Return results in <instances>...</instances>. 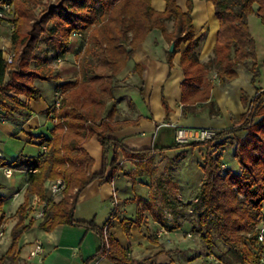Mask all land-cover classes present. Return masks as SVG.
I'll return each instance as SVG.
<instances>
[{
	"label": "trees",
	"instance_id": "1",
	"mask_svg": "<svg viewBox=\"0 0 264 264\" xmlns=\"http://www.w3.org/2000/svg\"><path fill=\"white\" fill-rule=\"evenodd\" d=\"M1 1L0 8L10 3L17 15L15 22L0 18V23H13L12 49L7 53V56L13 55L12 61L9 62L4 51H0L2 120L25 124L33 114L30 102L40 101L43 97L36 82H58L61 79L64 71H55L49 66V56L41 54L43 44L54 51L52 62L57 56L75 48L77 33L88 32L90 46L78 57L79 77L57 86L56 94L61 96L60 106L56 107V98L47 111L54 126L50 135L37 137L41 145L46 146L45 151L36 157L21 154L8 164L0 160V166L26 171L28 176L25 200L17 211L19 220L14 225L11 244L0 264H14L21 236L25 232L33 228L52 232L60 225L84 228L101 237V247L84 260V264H91L99 258H105L111 264H158L157 256L146 260L134 258L111 232L113 220L118 217L116 210L102 227L94 221H77L75 209L80 195L94 181L112 183L121 173L130 177L134 184L155 175L158 151L201 146H207L208 152L202 168L205 179L197 195L198 201L193 203V215L197 216L196 231L202 233V238L209 245H214L219 239L232 249L241 250L246 261L260 264L256 254L259 248L257 226L264 217V88L256 86L259 75L257 50L249 17L257 14L264 23V0H207L213 4L219 21L214 57L208 62H202L196 53L199 37L193 21L195 0H188L187 11L179 5V0H165L164 11L156 10L153 0ZM39 7L43 9L37 12ZM169 21H173L172 30H169ZM154 30L162 31L169 44L175 45L173 52H167L171 69L175 56L181 54L180 65L184 74L181 107L184 117L197 116L200 108L209 109L210 116L222 115L213 96L217 83L208 76L211 72H215L221 86L236 80L241 66L253 74L252 84L256 94L251 100L246 93L243 94L242 101L249 107L234 126L217 130L210 139L176 143L159 150L129 149L122 140L110 136L123 127L115 121L118 112L113 94L115 82ZM83 47L82 42L79 49ZM138 70L141 67L136 65L134 71ZM162 103L166 120H169L173 110L164 95ZM94 136L98 137L103 147V171L100 173L93 171L95 158L85 148ZM228 146L234 148L239 171L224 169L223 152L219 149ZM124 162H131L133 170L127 172ZM224 170L225 174L222 173ZM58 178H63L67 187L61 200L56 201L49 194L47 182ZM34 196L49 201L45 218L24 224ZM4 199L0 196L2 219L5 217ZM127 201L139 206L136 218H121L128 237L132 235V226H143L146 211L168 232L182 228L178 220L174 224L169 222L156 204L154 194L149 200H138L136 197ZM169 207L175 209L178 216L174 204H169ZM186 213L184 211L185 216ZM187 218L191 220L189 214Z\"/></svg>",
	"mask_w": 264,
	"mask_h": 264
},
{
	"label": "crops",
	"instance_id": "2",
	"mask_svg": "<svg viewBox=\"0 0 264 264\" xmlns=\"http://www.w3.org/2000/svg\"><path fill=\"white\" fill-rule=\"evenodd\" d=\"M187 2L188 0H179V5L185 11L188 10ZM153 6L158 11H164L166 8L165 0H153ZM193 7V21L199 37L204 35L206 28H209L213 15L215 17V11L213 4L207 0H195ZM218 29L219 24L216 28L217 32ZM11 34L12 26L9 23L1 22L0 51H4L5 55L12 48ZM170 46L162 31L154 30L139 46L133 60L127 64L118 76V80H116L120 81L122 88L114 89L113 93L118 107L115 121L123 124V127L110 136L122 140L129 149L157 148L159 150L170 147L177 142L175 126L191 129L209 128L219 131L230 128L245 113L246 107L240 111L241 107L247 105H244L242 101L243 94L249 93L247 95H249L250 100L255 96L253 94H256V88L252 84L253 74L239 68V77L236 80L224 86L216 85L213 90V96L222 111L221 116L198 114L197 116L184 117L181 107V85L184 80L183 69L180 65L181 54L175 56L174 67L171 69L168 64L167 53ZM184 49L185 46L182 47V50ZM136 65L140 66L141 70L135 72L134 67ZM63 76L58 82H36L42 90L43 97L40 101L30 102L33 114L25 124L17 125L7 120H0V160L2 162L12 163L21 154L36 157L45 151L46 146H42L41 140L37 137L50 135V130L54 126L47 111L56 99L55 94L58 84L66 81ZM50 84L51 86H49ZM43 85H47V94L42 89ZM249 88L253 90V93L249 91ZM163 95L173 110L168 116L169 120H166L167 114L162 103ZM234 100L235 108L231 106ZM234 120L236 121L235 124ZM166 123L173 126H164ZM160 141L161 143H159ZM85 148L95 158L93 171L96 173L102 172L103 147L98 137L94 136L85 145ZM186 149L178 148L180 151ZM176 151H158L156 156ZM128 163L132 164L131 162ZM125 164L127 163H123L124 169L130 172L131 170H127ZM7 173L8 175L12 173V175L7 176ZM27 180L26 171L13 169L10 166H0V185L2 186L0 196L5 198L3 205L4 219H2L3 213L0 211V227L4 231V235L0 240V259L6 255L11 244V233L14 225H16L15 214L24 203V200H18L21 196L25 197L28 187ZM117 180L118 177L112 183H103L101 180H97L87 186L80 195L75 209V219L86 222L94 221L96 225L102 227L116 210L118 217L113 220L114 228L111 232L121 241L122 238L118 233L120 230L123 232L121 218L133 219V216L137 213V203L127 201L137 196L135 194L137 189L133 184L134 193H124L126 194L124 197L126 202L120 209L121 196ZM127 180H130V177ZM114 193L118 196V206L115 205ZM129 203L134 204L130 206ZM156 224L158 223L156 222ZM8 235L9 239H7ZM38 244L42 245L43 252L36 255L35 250ZM100 247L101 237L99 234L87 231L84 228L73 225H60L52 232H42V230L33 228L21 236L19 250H17L18 258L14 264H84V260L93 256ZM166 255L168 254L158 252L152 257L157 256L156 258H160ZM91 264H111V262L105 258H99L92 261Z\"/></svg>",
	"mask_w": 264,
	"mask_h": 264
},
{
	"label": "rangeland",
	"instance_id": "3",
	"mask_svg": "<svg viewBox=\"0 0 264 264\" xmlns=\"http://www.w3.org/2000/svg\"><path fill=\"white\" fill-rule=\"evenodd\" d=\"M2 1L4 2V0ZM42 9L43 7H39L37 9V12H40ZM16 19L17 15L13 13V18L11 21L13 22ZM211 20L212 22L209 24L210 30L209 28H206L204 35L199 36V46L196 49V53L202 62H208L214 57L213 48L216 42L217 31L215 30L212 33L211 31L213 29V25H218L219 21L216 17H214V15ZM249 23L252 35L254 36V39L256 41L259 71L256 86L264 88V23L260 18H258L257 14H252L249 17ZM12 24L9 23L10 26H12ZM168 27L169 30L173 29V21L168 22ZM85 35L86 39L88 37V40L85 41L84 47L81 52L79 53L78 49L82 41L78 39L79 41L77 40V42L75 43V48H73L68 55L69 61L65 62L64 65L61 64L57 67L53 66L52 64L51 58H53L55 54L52 48L48 47L46 44L42 45L41 54H46L47 56H49V66L51 65V67L54 68V70L57 72L64 71L62 76L64 75L63 77L66 80H76L79 77L78 57L82 53L84 54L87 48L90 46L88 32ZM9 51H7V53H9ZM240 69L247 71V68L245 66H241ZM66 74L68 75L67 77L65 76ZM208 76L215 80L217 86L219 85L218 78L216 79L217 75L214 71L211 72ZM246 83L245 86L247 85ZM49 86H51V84ZM120 88H122L120 86V81H116L115 89ZM42 89L47 94V85H43ZM249 91L253 93V90L251 88H249ZM254 95L255 94H253V96ZM112 103L113 101L109 103V109L110 107H112ZM231 106L235 108V100L231 103ZM248 107L249 106L247 105L243 108L241 107L240 111L245 108V112H247ZM198 111L199 115L206 114L210 116L209 109L200 108ZM235 122L236 121L234 120V124ZM179 128L180 127L175 126L176 131H178ZM190 135L191 134L188 133V136ZM193 141L194 139L189 138L187 139V141L184 142V144ZM159 143H161V141ZM222 149H219V151L223 152L222 159L225 163V168L228 170L239 171V164L234 158V148L232 146H228ZM180 152L182 151L177 150L176 152L170 154L162 153L157 155L155 160V175L145 177L141 183L137 181V183L134 184L131 178L130 180H127L128 177L121 173L118 176L117 185L121 196L120 209H122V207L124 206L123 204H125L126 202L124 200L126 194L124 193H134V184L135 189H137L135 190V194L137 195L136 197L138 198V200H149L154 194L156 204L159 206L160 210L165 215V217L168 218L169 222L171 224H174L175 221L178 220L181 223L182 228L178 229L175 232L166 231L167 233L163 232L161 234V228L159 227L161 226V224H156L151 214L146 211L143 226L138 227L137 225H134L131 227V237H128L127 234H125L126 232H124V230L123 232L121 230L120 232H118L120 237L122 238V244L130 250L131 255L134 258H139L142 260L149 259L158 252H161V254H168L166 256L156 258V262L158 263L165 262L168 264H256L249 260L246 261L243 258V252L241 250H234L230 246L225 244V242H222L219 239L215 240L214 245H209L202 238V233L196 231L197 216L193 215V203H195L197 195L200 191V187L205 179V175L202 168L205 164V158L207 156L208 147L201 146L196 149L187 147L184 153L181 154ZM124 163H127L125 164L127 170H133L134 166L132 164L128 162ZM50 181L52 180H49L47 182V186L49 185ZM63 194L57 197L56 201L61 200ZM21 200H25V197L21 196L18 201ZM133 204L134 203H129L128 205L131 206ZM169 204H174L176 211L178 212V216L175 215V209L170 208ZM184 211L187 212V216L188 214L190 215L191 220H189L187 216L184 215ZM133 218H136V215L133 216ZM18 220L19 217L16 213L15 223L18 222ZM25 222L26 223L24 224H28L30 222L29 217L28 219H26ZM7 239H9V235Z\"/></svg>",
	"mask_w": 264,
	"mask_h": 264
},
{
	"label": "built area",
	"instance_id": "4",
	"mask_svg": "<svg viewBox=\"0 0 264 264\" xmlns=\"http://www.w3.org/2000/svg\"><path fill=\"white\" fill-rule=\"evenodd\" d=\"M0 18L6 19V20H12L13 18V6L10 3H5L2 5V8H0ZM76 38H78L80 41H82L85 44V41L88 40V37L86 39V35L85 33H77L75 34ZM79 53L81 52L80 49ZM70 52L65 53L63 55H59L56 57V59L52 62L53 66L57 67L61 64L64 65L65 62L69 61L68 55ZM12 57L13 55H8L6 56L7 60L9 62L12 61ZM60 95L56 94V107L58 108L60 106ZM0 120H2V118L0 117ZM55 122H57V120L55 119ZM164 126H173L172 124L166 123L164 124ZM188 133H190L191 135L188 136ZM216 135V130L214 129H209V128H201V129H197V128H184V127H180L178 129V131H176V141L178 143H184L185 141H187V139H194V141H199V140H206V139H210L213 138ZM224 169L225 166H224ZM223 174H225V170L222 172ZM10 175H12V173H10ZM7 173V176H10ZM67 187V183L63 178H58V179H54L52 181H50L49 185H48V190H49V194L52 196V198H54V200L57 199V197H59L60 195H62L65 191ZM114 199H115V205L118 206V196L116 193H114ZM198 200L196 199L195 202H197ZM49 201L48 200H44L39 196H34L30 203H29V207H28V213H29V219L30 220H36V221H41L45 218V213H46V207H48ZM116 206V207H117ZM167 230L164 228H161L160 232L161 234L163 232H166ZM4 235V231L3 229L0 227V240L2 239ZM257 238H258V252H257V256H258V260L260 264H264V217L259 221V224L257 226ZM43 252V247L41 244H38L36 246V250H35V254L39 255Z\"/></svg>",
	"mask_w": 264,
	"mask_h": 264
},
{
	"label": "water",
	"instance_id": "5",
	"mask_svg": "<svg viewBox=\"0 0 264 264\" xmlns=\"http://www.w3.org/2000/svg\"><path fill=\"white\" fill-rule=\"evenodd\" d=\"M174 49H175V45H174V44H172V45L170 46V48H169V51H170V52H173V51H174Z\"/></svg>",
	"mask_w": 264,
	"mask_h": 264
},
{
	"label": "bare ground",
	"instance_id": "6",
	"mask_svg": "<svg viewBox=\"0 0 264 264\" xmlns=\"http://www.w3.org/2000/svg\"><path fill=\"white\" fill-rule=\"evenodd\" d=\"M196 14H197V13H196ZM211 22H212V20H211ZM211 22H210V23H211ZM216 28H217V24H216V25L214 24L211 33L214 32V31L216 30Z\"/></svg>",
	"mask_w": 264,
	"mask_h": 264
}]
</instances>
